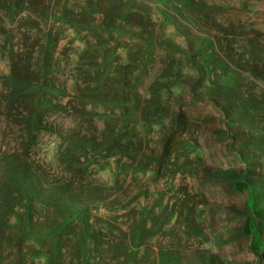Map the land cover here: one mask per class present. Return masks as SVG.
<instances>
[{
	"label": "rangeland",
	"instance_id": "374dc122",
	"mask_svg": "<svg viewBox=\"0 0 264 264\" xmlns=\"http://www.w3.org/2000/svg\"><path fill=\"white\" fill-rule=\"evenodd\" d=\"M0 264H264V0H0Z\"/></svg>",
	"mask_w": 264,
	"mask_h": 264
}]
</instances>
